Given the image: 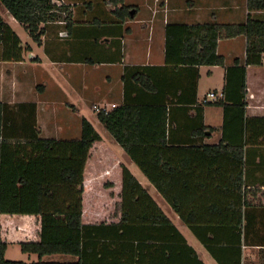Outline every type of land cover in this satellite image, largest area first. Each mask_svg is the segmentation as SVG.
<instances>
[{
	"label": "crops",
	"instance_id": "crops-1",
	"mask_svg": "<svg viewBox=\"0 0 264 264\" xmlns=\"http://www.w3.org/2000/svg\"><path fill=\"white\" fill-rule=\"evenodd\" d=\"M58 1L69 7L70 24L41 25L45 28L44 34L40 43L33 45L24 44L16 31L21 24L0 2V17L23 46L30 48L22 62L0 61V102L12 106L35 103L41 138L47 130L60 136L57 140H79L83 119H87L100 135L101 140L91 149L84 172V225L119 223L120 210L110 215L109 222L97 220L106 217L98 207L87 217L85 193L97 191L98 187L106 193L111 206L120 208L123 170L127 169L180 234L144 225L140 227V238L133 233H126L124 237L118 234L106 238L99 236L93 241L92 262L131 264L141 258L143 264H195L198 261L233 264L239 260L242 264L256 261L262 264L264 207L256 206L247 215L251 222L247 233L253 239V246L244 242V229L240 233L232 226L210 228L211 219L229 221L231 216L215 217L208 208L214 203L229 201L225 194L237 195L234 193L237 187L232 183V171L223 173L217 187L213 184V155L202 148L216 146L223 139L232 144L246 141L243 180L249 190L257 192L255 197H249L259 205L264 193V121H259L264 119V64L245 66L247 105L239 119V110L233 103L225 108L216 104L205 106L203 100L210 92L223 93L228 84L227 71L236 60L239 66L245 65L247 38L239 36L219 41L217 54L224 58L223 66L188 68L166 64V28L168 25L244 24L250 14L264 19V11L250 13L248 0H144L143 7L126 0L123 4L117 0L110 2L111 7L102 5L103 0ZM123 6L131 8L126 10ZM95 10L93 18L87 16ZM61 32L68 37L58 39ZM59 65L60 77L53 73L54 67ZM37 67L41 68L40 73L34 71ZM134 67L141 68L139 73L145 85L134 80L133 72L124 80L126 70ZM230 77L232 96L237 90V72L231 71ZM38 82L44 87L39 91L31 89ZM112 105L116 108L165 106L169 117L165 143H142L135 152L140 163L136 162L105 128L106 132L98 129L100 121L94 108L107 107L111 112L115 109ZM88 108L95 111L96 116L90 115ZM243 121L248 123L247 130L243 129ZM167 161L173 169L164 165ZM154 180L172 192V200H178L186 217L195 221L194 227L182 220ZM40 231L39 216L0 214V242L8 244L6 260L39 263L38 255L23 253L20 244L38 242ZM78 261L79 257L61 254L42 258L45 263L74 264Z\"/></svg>",
	"mask_w": 264,
	"mask_h": 264
},
{
	"label": "trees",
	"instance_id": "trees-1",
	"mask_svg": "<svg viewBox=\"0 0 264 264\" xmlns=\"http://www.w3.org/2000/svg\"><path fill=\"white\" fill-rule=\"evenodd\" d=\"M53 1L0 0L8 12L29 32L35 43H40L45 31L41 25L57 22H65L69 25L71 22L72 14L69 7L64 5L58 7ZM118 3L123 4L124 0H119ZM123 8L128 10L131 7L123 6ZM248 10L250 13L264 11V0H248ZM239 36L247 38L245 65L239 66V60H236L235 65L227 71L228 84L222 93L223 98L205 106L216 104L228 108V103H233L238 108L239 119H241L247 105L245 66L264 64V19L254 18L250 14L246 23L237 25L216 23L192 26L168 25L166 64L188 68L223 66L224 58L217 54L219 41ZM29 51L30 48L23 46L19 37L0 17V61L22 62L24 54ZM140 70V67L127 69L124 80L130 72H133L134 80L145 85L139 73ZM231 71L237 72L238 76L237 90L232 96L229 90ZM98 119L138 163L140 162L135 152L142 143H165L169 119L165 106L124 105L109 113H98ZM259 121L262 122L264 119ZM242 126L244 130L248 129V123L244 121ZM40 134L35 103H20L12 106L0 102V214L40 217V240L20 244L23 253L38 255L40 262L37 264H60L42 262L43 257L56 254L79 257V261L74 264H95L92 262L95 238L112 237V234L124 237L126 233H133L135 237L140 238V227L144 225L145 227L154 225L179 234L147 191L127 169L123 170L120 206L122 214L119 223L100 226L84 225L82 219L84 172L90 151L101 137L87 119L82 120V135L79 140L44 139L40 137ZM226 140L223 139L216 146H204L202 150L213 155V184L217 187L224 177L223 173L232 171V183L235 188L237 187L234 193L237 195L225 194L229 201L214 203L208 208L215 217L231 216L229 221L214 218L208 223L213 229L232 226L240 233L244 229L246 232L244 242L248 246H253V239L249 238L247 233L251 227L247 215L250 209L256 206L264 207V193L259 205H255L249 196L255 197L257 192L249 190L243 180L244 145L247 142L232 144L230 140ZM167 162L164 165L171 168L172 165L169 161ZM141 165L140 167H144L143 164ZM146 173L150 176L147 171ZM154 183L182 220L194 227L195 221L186 217L178 200H172V192L156 181ZM182 240L184 242V239ZM169 242L172 241L169 240ZM7 247L6 242H0V264H21L6 260ZM187 248L191 250L190 247ZM261 255L262 264H264V245ZM168 261L173 262L171 257ZM131 264L143 263L139 258ZM195 264L203 263L198 261ZM233 264L242 263L239 260Z\"/></svg>",
	"mask_w": 264,
	"mask_h": 264
},
{
	"label": "rangeland",
	"instance_id": "rangeland-1",
	"mask_svg": "<svg viewBox=\"0 0 264 264\" xmlns=\"http://www.w3.org/2000/svg\"><path fill=\"white\" fill-rule=\"evenodd\" d=\"M115 0H106L101 3L102 5L106 6V7H111L110 5H112L110 2L114 3ZM119 1V0H118ZM143 1L144 0H126L127 3L132 4V5H138V7H143ZM94 14H96V10L94 12L88 13V17L93 18ZM16 31L18 32L19 36L21 37L22 41L25 43H28L30 45H33L35 42L33 41L32 37L30 36L29 32L23 27V26H19L18 28H16ZM66 34V33H65ZM63 34V32H61L60 34L58 33V39L61 38H66ZM63 35V36H62ZM28 46V45H26ZM24 46V47H26ZM1 66V65H0ZM6 67V66H5ZM11 66H8V68ZM38 70H34L35 72L38 71L40 73L39 70H41L40 67H37ZM0 69H2V67H0ZM49 71L52 72L51 68L49 67ZM53 73L55 75H57L58 77H60L61 72H60V65L54 67ZM100 75L103 76V73L100 72ZM35 78V76L33 77V79ZM34 80H32L31 82H33ZM42 87H44L40 82L33 84V86L31 87V89H36L37 91H39V89H41ZM39 93V92H38ZM37 93V94H38ZM49 96V95H48ZM88 113L92 116H96V114L94 113L95 111H92L90 108H88ZM98 129L99 131H105L103 125H101L100 123H98ZM51 130V129H50ZM106 132V131H105ZM51 138V139H59L60 136L55 135L54 133H52L50 131L47 132V130H45V135L43 136V138ZM64 139V138H62ZM97 191H88L87 193H85V202H86V206H85V212H86V216H90V212H93L94 209H96L97 207L104 213H106V217L104 219H97L99 222L103 221L104 222H109L110 221V215L113 214V212L116 210L119 211L120 208L115 206H111L110 202L108 201V197L106 195V193L102 190L99 189L98 187H96ZM84 196V195H83ZM96 198V199H95ZM95 199V201H93ZM97 220H92L91 222H98ZM17 250V249H16ZM12 252H17V251H12ZM14 255V253H12ZM252 264H260L259 261H256L255 263L253 262Z\"/></svg>",
	"mask_w": 264,
	"mask_h": 264
},
{
	"label": "built area",
	"instance_id": "built-area-1",
	"mask_svg": "<svg viewBox=\"0 0 264 264\" xmlns=\"http://www.w3.org/2000/svg\"><path fill=\"white\" fill-rule=\"evenodd\" d=\"M53 3L58 6V7H61L63 6L58 0H54ZM63 36V35H62ZM66 38L68 37L67 34L64 35ZM223 98V94L222 93H218V92H210L206 95V97L204 98L203 100V105H207V104H212V103H215L217 102L218 100L222 99ZM112 108H116V105H112ZM95 111L97 113H100V112H104V113H109L110 111L108 110L107 107H95L94 108Z\"/></svg>",
	"mask_w": 264,
	"mask_h": 264
},
{
	"label": "water",
	"instance_id": "water-1",
	"mask_svg": "<svg viewBox=\"0 0 264 264\" xmlns=\"http://www.w3.org/2000/svg\"><path fill=\"white\" fill-rule=\"evenodd\" d=\"M134 13V11H132V14Z\"/></svg>",
	"mask_w": 264,
	"mask_h": 264
}]
</instances>
